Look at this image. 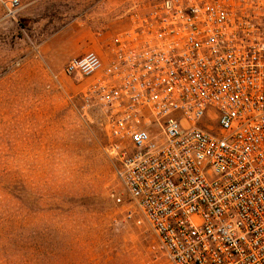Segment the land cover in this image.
Returning <instances> with one entry per match:
<instances>
[{"label":"built area","instance_id":"built-area-1","mask_svg":"<svg viewBox=\"0 0 264 264\" xmlns=\"http://www.w3.org/2000/svg\"><path fill=\"white\" fill-rule=\"evenodd\" d=\"M107 50L64 73L168 263L264 264V32L224 0H162Z\"/></svg>","mask_w":264,"mask_h":264},{"label":"rangeland","instance_id":"rangeland-1","mask_svg":"<svg viewBox=\"0 0 264 264\" xmlns=\"http://www.w3.org/2000/svg\"><path fill=\"white\" fill-rule=\"evenodd\" d=\"M0 0V264H169L64 69L162 0ZM264 32V0H224ZM123 199L118 203L116 198Z\"/></svg>","mask_w":264,"mask_h":264},{"label":"crops","instance_id":"crops-1","mask_svg":"<svg viewBox=\"0 0 264 264\" xmlns=\"http://www.w3.org/2000/svg\"><path fill=\"white\" fill-rule=\"evenodd\" d=\"M101 54V53H100ZM102 56H104V57H106V54L105 55H103V54H101Z\"/></svg>","mask_w":264,"mask_h":264}]
</instances>
